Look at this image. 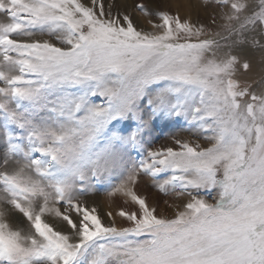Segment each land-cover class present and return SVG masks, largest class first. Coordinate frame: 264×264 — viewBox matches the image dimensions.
<instances>
[{
	"label": "snow or ice",
	"instance_id": "obj_1",
	"mask_svg": "<svg viewBox=\"0 0 264 264\" xmlns=\"http://www.w3.org/2000/svg\"><path fill=\"white\" fill-rule=\"evenodd\" d=\"M186 8L0 0V264H264V0Z\"/></svg>",
	"mask_w": 264,
	"mask_h": 264
},
{
	"label": "rangeland",
	"instance_id": "obj_2",
	"mask_svg": "<svg viewBox=\"0 0 264 264\" xmlns=\"http://www.w3.org/2000/svg\"><path fill=\"white\" fill-rule=\"evenodd\" d=\"M136 2V0H132V5ZM172 5V11L175 12L179 9H176L173 5L172 1L169 0ZM131 11V6L130 10ZM187 12V8L181 7L180 14L184 15ZM134 19L137 20L138 26L144 28L145 30H149L150 26L147 25L146 21L140 18L139 13H134ZM195 19V16H193ZM97 103H100L101 100H97ZM188 125L185 123L183 119L179 121H155L154 127L150 132L148 139L151 141L152 146L160 147L163 145H173V138H182L187 140H199L201 144H205L206 141L199 138L196 135H193L192 132L188 131ZM135 156V153H133ZM139 159V157H137ZM145 193L149 198V202L153 201L154 204H158L160 209L164 210V213L171 217L174 215L176 211V206L186 202V197L177 198L174 193H170L169 195H164L160 193L155 187L151 186V183L145 184ZM109 189L105 185H97V189L93 190L83 199H86L89 204L95 203L100 212L103 214L109 209V205L111 203L112 208H116V206L122 203L121 200L117 199L115 201H109L107 196V192ZM140 191V190H139ZM141 192V191H140ZM142 193V192H141ZM143 194V193H142ZM167 201V204H165ZM106 207V208H105ZM119 223V222H118Z\"/></svg>",
	"mask_w": 264,
	"mask_h": 264
},
{
	"label": "bare ground",
	"instance_id": "obj_3",
	"mask_svg": "<svg viewBox=\"0 0 264 264\" xmlns=\"http://www.w3.org/2000/svg\"><path fill=\"white\" fill-rule=\"evenodd\" d=\"M173 5L175 6L176 9H181V7H186V5L188 4L189 0H171ZM123 3H126L128 5V8L130 10V6H132V0H122ZM254 56V67H253V75L254 76H258L259 71H260V53L258 51L253 53ZM149 183V182H145V181H141L140 185H139V190L144 194L146 188H145V184ZM149 203H153V201L149 202ZM106 208V207H105ZM118 222H120L118 220Z\"/></svg>",
	"mask_w": 264,
	"mask_h": 264
}]
</instances>
